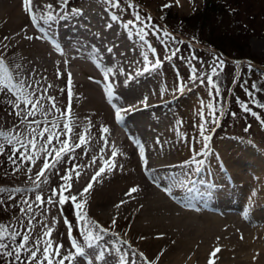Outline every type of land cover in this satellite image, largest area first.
<instances>
[{
  "label": "rangeland",
  "instance_id": "1",
  "mask_svg": "<svg viewBox=\"0 0 264 264\" xmlns=\"http://www.w3.org/2000/svg\"><path fill=\"white\" fill-rule=\"evenodd\" d=\"M14 1L15 0H0V18L5 16L6 13L4 10ZM203 1L204 0H179V3L177 4V0H132L133 4L138 7L128 8V0H122L121 9H124V11L121 12L120 9H112L105 3V0H69L67 8L63 11L61 10V0H43L41 3L44 5L51 4L53 6L54 14L60 16L61 18L50 21L46 18L44 23H42V29L37 30L29 26L27 23L26 29L28 31H34L37 33V35L36 38L34 35L32 40H28L26 42L27 45L25 46L15 48L14 50L8 52H3L1 49L2 46H0V55L5 57L6 61L14 71L15 65H22L20 71L23 74L22 78L26 83L29 82L30 75L33 73L34 69H41V66L49 64L53 68V74L56 77V80L61 82L62 87L64 86L63 91L69 94L66 95L68 98L72 99L71 96H74V93L77 92H80L82 95L85 94L86 92L84 93L83 91H86V86L88 85L95 88L100 87L99 89H101L103 91L102 93L105 94H103L101 97L103 103L107 106V108L109 105H111V108L109 107L110 111L105 113L109 118V123L111 125H104V127L109 128L110 134L102 133L101 136L102 140L105 139L107 141V147H105V140L102 141L103 149L100 148V156L102 158L99 157V154L97 155V153H93V156V154L88 151L89 149L87 146H82L81 148H72V150L75 149V152L78 151L75 157L76 163H74L81 167L77 168V172L80 174L79 179L75 180L76 175L73 173V177L70 180L71 184H73L71 188V195L78 196V202L83 206L85 203L81 195L82 190L91 181L89 178H91V176L93 177L94 174L92 173L94 171L97 172L99 168L105 166V161L110 160V158L113 157L112 152L114 147H112L111 142L114 140V136L117 135V132H120L121 138H123V136H126L123 131H129L130 124L136 123L137 128H135V130L138 129L136 130L138 131V142L141 145H144L143 143L147 144L151 140H154L156 136H161V121L166 120L169 123L168 125L171 127L173 126L169 129L170 135H174L177 132H180L181 134L186 132L183 135L193 137L195 138V141L202 140L203 143H199L200 145L192 146L193 151L196 152L197 149H202V152H206L207 154L195 156L197 160L203 161V163L196 166L195 171L182 170L183 172H179L178 168H176L177 170L175 167L169 168V173L171 171L170 175L167 173L169 178L165 176L164 178L166 180L164 178L158 179V184L161 185L159 186L161 191H163V189L165 190L164 183H166V188L171 189L172 195L174 192V186L178 187L179 184L181 185L179 186L181 191H190L189 193L192 194L193 198L186 199L183 197L181 198V196H177L176 199H178L176 201L180 203L181 207L184 206L188 208L193 214H204L205 212L206 214L210 215H218V217L228 216L231 221H227L234 223L236 220H238V215L240 216V214L243 213L245 204L248 202L249 198L246 196L244 197L242 193H249L250 191L253 192L254 186H257L255 179L257 175L264 177V107H261V105H264V0L250 1L252 4L251 9H249L248 12L244 5H240L239 10L237 9L236 12L233 11L234 7L231 6L229 8V12H224V15H217L219 19L215 16L211 17L210 19L207 18L205 25H210V27H213V31L215 32L214 34H216L215 36L213 35V37L209 35L206 30L207 28L200 29L201 23L198 22V17L192 20V17L201 10ZM164 5L171 6L164 7ZM2 7L3 9L5 8L3 12L1 11ZM72 9H81L82 12L80 14H76L75 12L71 11ZM136 11H139L143 23L134 21V24L130 26L128 30H126L124 24H126L129 19L134 20L133 14ZM114 12L120 15V19L118 21H112L110 19ZM148 16L152 17L151 21L146 19ZM108 24H111L112 28L107 27L106 25ZM146 25L147 27H145ZM152 25H155V28H153ZM0 28V45H3L5 43L3 41L7 40V35H5L6 33L4 30H2L3 26L1 24ZM141 28H143V33L141 34L143 39H141V37L136 34ZM250 28L253 29V31H251L246 40H243V37L240 36L233 38L232 40L227 38L228 33L230 35H234L237 30L245 33ZM165 32L171 33V37L165 35ZM219 36L224 37L222 40L226 41V43L232 44L231 46H234L235 44H245V47L242 48L240 53L241 57H233L232 54H234V51L229 49H227L228 51L226 54L209 46L213 42H215V44L219 43L217 41ZM96 40L102 41L101 45L105 54V56L103 55L104 60L98 62L99 64H93V61H91V58H93V53L90 51L91 48L89 46L90 42ZM39 42H43L41 44L47 47L46 50L48 49V54L51 55V57L53 55L58 58L57 62H44L43 59L47 56V54H37L33 51L31 48L32 44H39ZM110 47L112 49V53L107 51ZM24 48L26 49L24 50ZM153 49H155V52H153ZM173 53H175V55H173ZM111 55L113 57L116 55L117 60L121 59L120 63H122L123 67L125 68V72L123 71L124 68L122 67L119 69L118 73L122 76L126 72L131 73V79H134L135 82L132 83L134 85H131L130 88L127 89V91H125L123 94L122 92H118L119 90L116 87V80H114V82L112 80L113 75H110L106 70L103 71V69L100 67L102 64H104V62L107 64H111L113 62ZM144 56H147L149 60L159 59L162 61V63L157 64L150 71L142 72L140 69L144 66V62H142L144 61ZM217 58L224 62V66L223 68H218V72L216 74H212L210 69L214 65H218L219 61ZM86 63L89 66L86 65ZM81 64L82 66L86 65V68H88L85 69L87 72L85 71L84 74L81 72V70H83ZM57 72L61 73L59 78L57 77ZM193 72H195L198 77H202L204 82L201 83L200 79L193 80ZM69 74L72 81L70 85L68 84ZM94 74L97 77L94 76ZM115 74L116 73H114V75ZM210 76L214 77L221 93L217 89H213L212 84L208 83ZM115 79L117 78L115 77ZM178 83L183 85V91H177ZM253 85H255V87H253ZM74 88L75 91L73 90ZM84 88L86 89L84 90ZM71 91L73 94H71ZM248 92H252L253 95H247ZM82 100L83 99L78 100L77 104ZM67 101L71 102L72 100L68 99ZM152 103L154 106H152V108L150 106L147 110L140 109L139 107L140 104L143 106L144 104L148 105ZM210 104L214 105V108L210 109L208 107ZM245 106H247L250 111H245ZM117 108L130 110L127 111L129 113L122 112L121 114H124L123 119L117 120L115 119V112ZM212 111L217 113V118L219 120V123L217 124H212L210 122L212 119ZM53 113L56 117L52 116V118L49 120L55 121L60 127H62L65 122L62 121L60 113L57 111L55 112V110H53ZM9 114L13 115V112L10 110V106L0 103V128L6 132L23 124L20 122V119L16 117H13L14 120H11L10 123H7L6 117ZM145 114L147 117L152 116L153 118L155 114H160V117H155L157 119L152 121V124L147 123V121V124L141 122L137 123V118H142L143 115L145 116ZM4 115L5 124L3 122ZM57 117L60 118L58 119ZM29 119H31V117ZM36 120L38 121L39 119ZM205 120H208L209 123L205 124ZM77 121L80 120H74L72 124L67 122L72 126L74 125V130L71 134V138L74 137L72 139L73 142L76 141V133L82 132V125H79ZM201 124H204L205 128L209 130L206 131L204 135H209V133L211 134V140L208 142L207 148L204 147L205 141L200 133L199 126ZM49 126L51 127L50 124ZM115 127H117L120 131H118ZM171 129L174 130L172 131ZM0 142H2V138H0ZM40 142L42 143V140ZM40 142L38 143L41 144ZM57 142L58 141H55L53 143V148L58 146L59 142ZM38 143V147H36L35 150L40 148ZM10 147V145L5 144L6 150ZM16 147L19 146L17 145ZM28 154L33 155L34 153L30 152ZM223 154L236 156L237 159L234 160L237 161L233 162V164H227L228 161L225 159ZM7 155H9L8 151H6L3 156H0V187L21 188L26 189L27 191L23 195L20 193H13L16 199L7 201L3 209L0 210V223L8 224L13 228V230H19L23 232L24 229L16 223L17 217H21L24 224L28 223V217H23L19 211V208H27V205H23L21 200L29 199V197L34 196V192L32 190L34 189L35 185L33 181L39 180V178H41H38L36 173L42 167L43 161L39 160L37 157L33 162L18 158L17 165L20 171L17 172L14 164L7 160ZM68 157L69 156H67L66 159H68ZM135 159H138L137 155ZM192 159L193 157L186 160L184 159L185 161H181L183 164ZM114 160H116V163L114 162V169L109 171L106 168L107 171L101 174V176L97 177L95 181L96 184H94L97 189H108L112 183V176L119 172L118 155L115 156ZM157 161V155L149 156V162L155 163ZM57 166L65 168L66 164H60ZM96 172L94 173L96 174ZM108 173H110L111 176ZM240 173L242 175H240ZM46 174L49 177L48 171ZM29 177H31V179H29ZM208 177H210L213 182H218L221 186H216L213 183L210 185L201 184V182H204ZM56 184L59 185L60 183ZM56 184L55 186H52V189L57 187ZM225 184L230 190V194L228 195L230 199L227 201L229 204L224 205V208L221 206V200L225 192H223L221 188ZM52 189L50 191H52ZM39 191L42 192L41 187ZM74 193H76V195ZM50 194H47L45 198L47 199L48 195ZM68 194V192L63 193L65 196ZM5 196H7V193H5ZM168 196H170V199L172 198L171 195ZM218 197H220V199H218ZM262 197L264 198V196ZM262 197L260 199L261 210L259 213L264 212V199ZM164 198L166 199L165 196ZM54 199L58 201L59 197H54ZM29 203H31V200H29ZM32 207L34 211H37V213L35 212V218L32 220L33 224L31 223L28 226L35 227L36 231L40 232V230L42 231L43 229V224L36 223L38 220L44 223L52 221L53 223L56 222L57 225L60 224V226L64 228L62 229V242L64 240L63 243L66 247L68 246L70 237L65 226V218L73 221L74 226L77 224L87 226L88 220H95L96 218L93 213L87 211V209L83 207L81 210L88 214V216L86 215L87 220L85 219L83 222L78 220L74 214L75 204L71 202L59 205V209L55 204H46L43 206V210L41 208L38 209L36 204H33ZM231 214H233L234 217ZM261 215H263V217H261L262 220L259 218L258 220L264 221V213ZM109 217L110 221H108L104 226L110 228L111 232L123 236L125 242L127 241L126 243L131 245L132 249H134L133 252L135 255L138 252H143L147 257L149 264H165V262H162L160 259V256L154 246H149L146 242L140 240L141 238L133 231L131 233L129 231L128 225L123 223H115V225H112L111 221L116 219V216L110 215ZM46 219H49V221ZM250 220L255 222V220H252V218H250ZM76 234L77 232L74 227L72 235ZM54 235H52L54 239L60 240L58 235ZM79 238L81 242H83V237L80 236ZM139 259L143 262L141 258ZM78 261L80 260H70L66 261V264H84V261ZM95 263L98 264L99 262L96 260ZM0 264H2V261H0Z\"/></svg>",
  "mask_w": 264,
  "mask_h": 264
},
{
  "label": "bare ground",
  "instance_id": "2",
  "mask_svg": "<svg viewBox=\"0 0 264 264\" xmlns=\"http://www.w3.org/2000/svg\"><path fill=\"white\" fill-rule=\"evenodd\" d=\"M41 1H43V0H33V9H34V15L36 16V21H31L29 14L24 11L23 0H15L11 4H9L8 7L3 6V7H6V9L4 8L5 10L2 7L1 11L3 12V10H4V12L6 14L3 18H0V24L3 26L2 30H4V32L6 33V34L5 33L4 34L7 35V40L5 39L6 41H3L5 43L3 45H0V46H2L1 49L3 50V52L12 51L15 48H19V47L27 45L26 42L29 40V39H27L28 36H32L34 38V35H35V38H36L37 33H35L32 30L28 31L26 28H27V23H28L29 26H31L32 28H34L36 30L42 29V23H44V21L46 20L47 13L49 10L47 8V5L42 4ZM13 32H15V33H13ZM105 32H107V31H105ZM51 35H53V34H51ZM99 39H100V37H99ZM24 40H26V41H24ZM101 40L92 41L89 44V46L91 48L90 51H92V53H93V58H91V61H93V64H99L98 62L104 60L105 54L103 51V47L101 45V43H102ZM31 42H33V41H31ZM41 43H43V42H39V44H36V43L32 44L31 48L33 49V51L37 54L38 53H40V54L46 53L47 54L46 57H48V58L44 57V59H43L44 62H46V61H47V63L48 62H50V63L57 62L58 58L56 56H53V55L51 57V55L48 54V52H49V51H47L48 49L46 50L47 47L43 46ZM103 44H105V43H103ZM110 44H111V42H110ZM25 49L26 48H24V50ZM118 50H119V48H118ZM116 57H117L116 55L114 57L113 56L111 57L112 61H113L111 64H107L106 62H104V64H102V66H100V67H101V69H103V71L106 70L107 72H109L110 75H113L112 80H113V82H114V80H116V87L119 90L118 92H122V94H123V93H125V91H127V89L130 88L131 85L133 86L134 84H132V83H135V82H134V79H131L132 77L129 78L128 72L123 74V76L118 73L119 69L123 67V64L120 63L121 59L117 60ZM118 61H119V64H118ZM142 62H144V61H142ZM57 65H60V64H57ZM86 65H88V64L86 63ZM86 65L82 66V64H81L82 69H83V70H81V72L83 74L86 71L85 69H88V68H86ZM95 66H97V65H95ZM139 68H141V67H139ZM93 69H95V68H93ZM124 70H125V68L123 69V71ZM90 71H91V69H90ZM92 71H94V70H92ZM53 72H54L53 68L49 64H46L45 66H41V69H39V68L36 70L34 69L33 73L30 75L29 82L31 83L33 88L37 87L36 82L39 81V88L41 90L47 89V96L55 97L57 108L59 109V110L53 109L51 107V101H49L48 99L45 98L41 101L42 110L39 108L37 109L35 119H39L38 121L40 122V124L42 126L50 127L49 124H45V122L48 121L49 119H51L52 116H54L53 110H55V112L56 111L59 112L61 115V112L66 108V106L70 105L71 106V117L69 118L66 115H61L62 121L63 122H69L70 124H72L74 122V120L79 119L80 121H77V122L79 123V125H82L81 126V128H82L81 133H84L85 130H87V136H86L87 144L83 145V146H87V148L89 149L88 151L91 154L97 153V155L99 154V157H101L100 156L101 155L100 148H102V143H103L102 141L105 140V139L102 140V138H101V136H102L101 128L104 127L105 124L106 125L110 124L109 118L107 117V115L105 113H108L110 111L109 109L111 108L110 107L111 105H109L110 108L109 107L107 108V106L103 103L101 97L103 96L104 93H102L103 91L101 89H99L100 87L95 88L93 86H88V85L86 86L87 89L84 88V90L86 89V91H83L84 93L86 92L85 94L82 95V94H80V92L79 93L77 92V93H74V96H71L72 99L68 98V96H66L68 93H65L63 91L64 86L62 87L61 82L59 80H56V77L54 76ZM114 73H116V74L114 75ZM77 74H78V72H77ZM96 75H97V73H96ZM96 75L94 74V76H96ZM115 77L117 79H115ZM101 79H102V77H101ZM29 82L27 84H30ZM64 83H65V81H64ZM49 85H51V87H49ZM90 85H91V83H90ZM73 86H74V84H73ZM75 88L73 89L74 91H75ZM27 91H31V89H27ZM71 94H73V92ZM105 97H108V96H105ZM35 98L36 97H31V99H35ZM68 99H70L72 101L69 102V101H67ZM81 99H83V100L77 104V101L81 100ZM150 103H151V100H150ZM153 103L148 104V105L144 104L143 106H142V104H143L142 103L139 105V107H140V109L147 110L150 106H151V108H152V106H154ZM115 105H117V104H115ZM22 107L26 108L27 106L22 105ZM112 109H111V111H112ZM114 109H115V107H114ZM10 110H11V112H13V115L9 114L6 117L7 123H10L11 120H14L13 117H16L19 119V117H17L14 114V111H18V110H13L11 107H10ZM127 113H129V112H127ZM121 115L124 117V114H121ZM126 116H129V115H126ZM54 117H56V116H54ZM155 117H160V114H155L154 118L152 116L147 117V115L145 114V116L143 115L142 118L141 117L137 118L138 119L137 123H140V122L144 123V124L151 123L152 121L157 119ZM146 118H148V119H146ZM146 121H147V123H146ZM3 122L5 124V115L3 118ZM161 122H162V124L160 126L161 127L160 135L161 136L160 137L156 136V138L154 140H151L147 144L143 143L144 144V145H142L143 151L141 150V147H140L141 144L138 142V139H139L138 138V131H136L138 129L135 130V128H137L136 123L130 124L129 131H127V132L123 131V133L126 134V136H123V138H121L120 132H117V135L114 136V140L111 142V145H112V147H114L113 152H116L118 155V163H119L118 170H119V172H117V174L113 173L115 175L112 176V179H111L112 183H111L110 187L106 190H102L100 188H99L100 190L97 189L94 185L96 183L94 182L93 187L89 190V192L84 193L82 195L84 203L86 201V203L84 204L83 207H85L87 209V211H90L91 213H93L96 217L95 220L99 221L100 224L103 226L106 225L108 221H110V217H109L110 215L116 216V219H115L116 223H119V224L123 223V224L128 225L129 231L131 233L133 231L137 236H139L141 238L140 240H142L143 242H146L149 246H154V248L157 250V253L160 256V259L162 260V262H165V264H209L210 259L214 261V264H264V221L258 220V218L261 219V217H263V215H261V214L264 213V212L259 213L261 210L260 199L262 196H264V177H262V176L260 177L257 175L255 178L257 186H254L253 192L250 191L249 193H247V192L242 193V195H244V197L246 196L249 199H248L247 203L245 202L246 204H245L243 213L240 214V216L238 214H236V215H238L237 219L239 221L236 220V222L230 223L227 221V220H230V218L228 216L218 217V215L217 216L210 215V214H206L205 212H204V214L203 213L193 214L192 212L189 211L188 208H186L184 206L181 207L180 203L176 201L178 199V198L176 199L177 196H181V198L183 197L186 199L187 198H193L192 194L189 193L190 191L189 192L181 191V189L179 188V186H181V185L179 184V186H178V183H177L178 187L174 186L173 195L171 194L172 192L170 194H168L164 189H163V191H161V189L159 188V186H161V185L158 184V179L164 178L165 176L168 177V175H170V173H171V171L169 173L168 170H169V168H172V167H175V169L178 168L179 172H181L182 170H193V171H195L197 165L192 163V160H188V162L183 163V164H182L181 160L189 159V158L193 157L194 155L196 156L197 153L202 152V149L201 150L197 149L196 152L193 151L192 146H198L201 143H203V141L202 140L195 141V138L190 137L188 135H183L186 132L183 134H181L180 132L179 133L177 132L174 135H170L169 129L172 128L173 126L171 127L170 125H168L169 123L166 120L161 121ZM175 122H176V120H175ZM33 127H35V126H33ZM115 128H117V127H115ZM147 128H150V127H147ZM14 129L16 130V132H18L21 135L22 139L31 138L29 136V132L31 129L26 128L25 124H22V125L14 128ZM75 129H76V127H75ZM117 130H118V128H117ZM118 131H120V130H118ZM75 139L77 140L78 137ZM41 140L42 139H38L37 143L40 142ZM40 145L41 144H39V147H40ZM81 147H77V148H81ZM77 150H79V149H77ZM109 150H110V148H109ZM109 150H108V152L110 153ZM24 151H27V150H24ZM32 153H34L35 157L39 158V160H41V161H44L45 159H48V160L51 159L50 157L47 156L45 151H41L40 148L38 150H34V152H32ZM77 153H78V151L75 152V149L72 150V154L69 155V157L67 159L68 163L66 164L65 168H70L72 166V164L75 162V160H73V157H76ZM105 155H104V159H105ZM136 155L138 156V159H135ZM156 155L158 156V161L155 163L149 162V156H156ZM93 156H94V154H93ZM223 156L225 157V159H227V161H228L227 164H229V163L233 164V162L237 161V160H234V159H237L236 156H231L229 154H223ZM250 156H251V154H250ZM145 157L147 158V167H145V160H144ZM114 162L116 163V160H114ZM65 168L57 166L55 169H49L48 170V175H49L48 183H45L43 185L41 184V186H40L42 189L41 193L44 194V197L47 194L51 193L50 190L52 189V186H55L56 183H60V184L63 183L60 180L59 176L57 175V172H59L62 175ZM35 172H37V171H35ZM94 172H96V171H94ZM94 172L92 174L95 175ZM80 173H81V171H80ZM167 173H168V175H167ZM174 173H175V171H174ZM208 173H209V171H208ZM108 174L110 175V173H108ZM240 175H242V174L240 173ZM210 177H208L204 182H201V184L210 185L211 183H213L216 186H221L218 182H216V181L213 182V180ZM195 178H196V176H195ZM89 179H92V176ZM39 180H43V178L41 177V178H39ZM75 180H77V179H75ZM180 180H182V179H180ZM183 180H184V178H183ZM223 181H220V182H223ZM80 182H79V184H80ZM161 182H162V180H161ZM72 183H73V181H72ZM107 183H106V185L108 186ZM170 183H171V181H170ZM164 184H165L164 187L166 188V183H164ZM103 185H105V184H103ZM183 185H185V184H183ZM84 187H85V185H84ZM132 187H138V191L135 193H132L131 195H127V193L129 192V190ZM161 188H163V187H161ZM221 189L223 190V192H225L223 198L221 197L222 198V200H221L222 205L221 206H223L225 208L224 205L229 204L227 201L230 199V197H228V195L230 194L229 193L230 190L228 189L226 184L224 186H222ZM82 192H83V190H82ZM76 193H74V194L76 195ZM167 194L171 195L172 198L170 199V196H168ZM221 195H223V194H221ZM164 196L166 197V199L164 198ZM218 199H220V197H218ZM117 205H120V206L117 207ZM226 208H228V207H226ZM35 212L37 213V211H35ZM86 215L88 216V214H86ZM231 215L233 216V214H231ZM49 218H50V216H49ZM250 218H252V220H255V222L251 221ZM46 220L49 221V219H46ZM43 221H44V219H43ZM53 221H55V220H53ZM32 224H33V222H32ZM47 224L54 230L52 235H54V234L58 235V237L60 238V241H62V235H63L62 229H64V228H62L60 226V224L57 225L56 222L53 223L52 221L48 222ZM112 233H114V232L110 231L109 233L104 234V239L112 242V249H115V248L122 249V252H123L125 258L130 259L131 264H144L143 263L144 261L142 262L138 258V256L135 255V253L133 252L134 249H132L131 245L124 243L125 240H124L123 236H120L119 234L116 236H113ZM241 237H243V238H241ZM63 242H64V240H63ZM98 243H99L100 248L106 247L102 241L98 242ZM216 248H219L220 251L216 253L215 257L210 256V254ZM86 251H87V249H86ZM106 255H110L112 257H117L120 255V253H117V252L112 251L110 249L109 252L106 253ZM97 261L99 262L98 264H105L104 261H101V260H97ZM78 262H80V261H78ZM81 262H83V261H81ZM107 264H118V260L115 258L108 259Z\"/></svg>",
  "mask_w": 264,
  "mask_h": 264
},
{
  "label": "snow or ice",
  "instance_id": "3",
  "mask_svg": "<svg viewBox=\"0 0 264 264\" xmlns=\"http://www.w3.org/2000/svg\"><path fill=\"white\" fill-rule=\"evenodd\" d=\"M69 0H61V10L67 8ZM105 3L109 5L112 9H120L121 12L124 9H121L122 0H105ZM179 0H177V4ZM171 5H164V7H170ZM128 8L138 7L133 4L132 0H128L127 4ZM23 8L26 13L29 14L31 21H36V16L34 15L33 9V0H23ZM48 13L47 20L60 19L61 17L54 14L53 6L51 4L47 5ZM72 12L76 14H80L82 12L81 9H72ZM134 20L129 19L124 27L126 30L129 29L130 26L134 24V21H138L143 23L141 20V16L139 11H136L134 14ZM110 19L112 21H118L120 19V15L114 12ZM148 21L152 20L151 16L146 17ZM107 27H111V24L106 25ZM147 27V25L145 26ZM155 28V25H152ZM143 33V28L137 31V35L143 39L141 35ZM165 35L171 37V33L165 32ZM27 39L32 40V36H28ZM107 51L111 52L112 49L109 48ZM155 52V49H153ZM175 55V53H173ZM144 66L140 69L142 72L150 71L157 64H161L162 61L159 59L149 60L147 56H144ZM219 61L218 65H214L210 72L212 74H216L218 72V68H223L224 62L217 58ZM22 65H15V71L10 67L8 62L6 61L3 55H0V103H3L7 106H10L14 111V114L19 117L20 122L25 124L26 128H30L29 136L31 138L22 139L21 135L16 132L15 129H11L9 131H4L0 128V138H2V142H0V156H3L6 151L9 152L7 155V160L11 161L14 164L16 171H20L17 165V159L27 160L29 162H33L36 157L35 155H29L28 153L34 152L37 147V140L42 139V143L40 145V150L45 151L47 156L51 158L49 161L45 159L42 163V167L36 173V176L43 177V180H35L33 181L35 187L32 190L34 192V196L29 197V199H22L21 203L26 204L27 208H19L22 216L28 217V224H24L21 217H17L16 223L24 229L23 232L19 230H13L8 224L0 223V261L2 264H66V261H84V264H95L96 260L104 261L107 264L108 259L115 258L118 260V264H131L130 259H126L122 249L115 248L112 249V242L104 239V234L110 232V228L101 225L99 222L95 220H88L87 226L83 225H75L73 221L65 218V226L68 230L69 234V242L66 247L65 244L57 239H54L52 236L53 229L47 224L38 221L37 223L43 224L42 231H36L35 227H29L28 225L32 223V220L35 218V211L33 210L32 205L36 204L38 208L43 210V206L46 204H55L59 209V205H63L65 203L71 202L75 204L74 214L78 220L84 221L86 219V213H84L81 209L83 205L78 202L79 197L71 195L72 184L69 182L73 173L76 175V179H79V173L77 172V168L80 167L75 163L72 164L70 168H65L63 174L61 175L57 172L60 180L63 182L57 186V188H53L51 194L48 195L47 199H45L44 195L39 191L41 184L48 183V176L46 172L49 169H55L57 165L67 164L68 161L66 159L67 156L71 155L73 147H81L87 144V130L84 133H76L78 139L73 142L71 138V134L73 132V126L69 123L65 122L62 127H60L55 121H46L45 124H50L51 127L42 126L39 121L35 119L37 109L42 110L41 101L43 99H48L51 101V107L53 109H57V104L55 97L47 96V89L39 88V81L36 82L37 87L33 88L31 84H27L25 80L22 78L23 74L21 73ZM61 73L57 72V77L59 78ZM129 78H131V73H129ZM91 79V78H90ZM192 79H200L201 83L204 82L202 77H198L195 72L192 73ZM72 83L71 76L69 74L68 84ZM208 83L212 84L213 89L218 90V86L213 76L209 77ZM51 87V85H49ZM255 87V85H253ZM27 89H31V91H27ZM183 85L177 84V91H183ZM70 91V90H69ZM247 95L252 96V92H248ZM30 97H36L35 99H31ZM28 106V107H22ZM210 109L214 108V105H208ZM264 107V105H261ZM130 109H120L117 108L115 112V118L117 120H122L123 116L122 112H127ZM245 111H250V109L245 106ZM61 115H66L69 118L71 117V106H66V108L61 112ZM211 123L217 124L219 120L217 118V113L215 111L211 112ZM31 117V119H29ZM209 123L208 120H205V124ZM35 126V127H33ZM200 133L203 136L205 141L204 147H208V142L211 140V134L204 135L206 131H209L205 128L204 124L200 126ZM39 129V130H38ZM102 133H109L110 130L108 127L101 128ZM63 137V138H62ZM58 141V146L55 148L52 147L53 143ZM5 144L10 145L9 149H5ZM19 145V147H16ZM71 145V147H70ZM47 146V147H46ZM105 147H107V141L105 140ZM141 150L143 151V146L141 145ZM27 150V151H24ZM206 152L197 153L196 155H206ZM117 155L116 152H113V157L110 160L105 161V166H102L96 174L92 177L91 181L87 184V186L83 189L84 193L89 192V190L93 187V183L96 181L97 177L101 176V174L105 173L107 170H112L115 167L114 159ZM75 160V157H73ZM145 160V167H147V158ZM95 162V161H93ZM192 163L199 165L203 163L202 160H197L195 155L193 156ZM31 179V177H29ZM27 190L21 188H6L0 187V210L6 205L7 201L15 200L16 197L13 193L24 194ZM138 191V187H132L127 195H131ZM167 193H171L170 188H165ZM64 192H68L67 196L63 195ZM7 193V196H5ZM54 197H59L58 201L54 199ZM31 200V203H29ZM86 203V201H85ZM123 203V202H122ZM120 205H117L119 207ZM116 221L113 219L111 221L112 225H115ZM76 229L77 234L72 235L73 229ZM113 236L118 234L112 233ZM80 236L83 237V242L80 240ZM19 238V239H18ZM243 238V237H241ZM103 242L106 246L104 248H100L98 242ZM126 243V242H124ZM86 249L90 251H86ZM120 253L117 257H112L110 255H106L109 250ZM220 249L216 248L210 256L215 257L216 253L219 252ZM136 255L144 261V264H149L147 257L143 252H138ZM6 258V259H5ZM209 264H214L213 260H209Z\"/></svg>",
  "mask_w": 264,
  "mask_h": 264
},
{
  "label": "trees",
  "instance_id": "4",
  "mask_svg": "<svg viewBox=\"0 0 264 264\" xmlns=\"http://www.w3.org/2000/svg\"><path fill=\"white\" fill-rule=\"evenodd\" d=\"M250 1H252V0H204L201 10L198 11L197 14L192 17V20L195 19L196 17H198V22L201 23L200 29L207 28L206 29L207 32L209 33L210 36L213 37V35L214 36L216 35V34H214L215 32L213 31L214 30L213 27H210V25L209 26L205 25V21H207V18L210 19L213 16L218 18V16H217L218 14L224 15V12L230 11L229 8L231 6L234 7L233 11L236 12L237 9L239 10L240 5H244L245 8L247 9V12H248V10L251 9V4H252V3H250ZM251 31H253V29H251V28L249 30H247V32H245V33L237 30L234 33V35H230L228 33L227 38L229 40H232L233 38H237L238 36H240V37H243V40H246L248 38V36L250 35ZM222 39H224V37L219 36L217 38V41L219 42V43H217L218 45L215 44V42H213L209 46H211L217 50H220L221 52L226 53V54L228 51L227 49H229L231 51H234V54H232L233 57H235V58L241 57L240 53H241L242 48L245 47V44L244 45L235 44L234 46H231L232 44L226 43V41H224ZM218 91L221 93L219 87H218Z\"/></svg>",
  "mask_w": 264,
  "mask_h": 264
}]
</instances>
